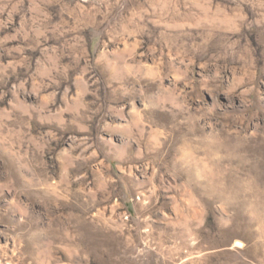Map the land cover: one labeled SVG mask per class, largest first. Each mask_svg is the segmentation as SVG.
I'll return each instance as SVG.
<instances>
[{
  "label": "rangeland",
  "instance_id": "1",
  "mask_svg": "<svg viewBox=\"0 0 264 264\" xmlns=\"http://www.w3.org/2000/svg\"><path fill=\"white\" fill-rule=\"evenodd\" d=\"M0 264H264V0H0Z\"/></svg>",
  "mask_w": 264,
  "mask_h": 264
}]
</instances>
